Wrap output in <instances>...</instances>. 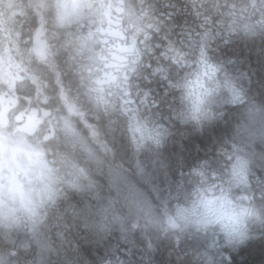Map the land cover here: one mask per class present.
<instances>
[{"label":"clouds","instance_id":"obj_1","mask_svg":"<svg viewBox=\"0 0 264 264\" xmlns=\"http://www.w3.org/2000/svg\"><path fill=\"white\" fill-rule=\"evenodd\" d=\"M0 264H264V0H0Z\"/></svg>","mask_w":264,"mask_h":264}]
</instances>
